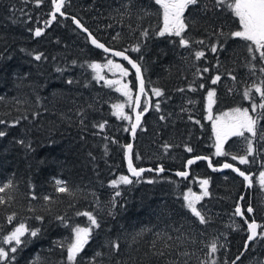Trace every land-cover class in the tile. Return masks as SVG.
Returning a JSON list of instances; mask_svg holds the SVG:
<instances>
[{"label": "trees", "instance_id": "1", "mask_svg": "<svg viewBox=\"0 0 264 264\" xmlns=\"http://www.w3.org/2000/svg\"><path fill=\"white\" fill-rule=\"evenodd\" d=\"M233 2L223 0L217 6L216 0H200L197 6H190L185 13L189 28L183 35L190 41L204 40V44L184 48L179 37L156 35L163 20L154 0H66L62 9L65 16L57 14L47 27L45 21L53 10L51 0H43L39 6L35 0H0V121L5 122L0 123V131L6 133L0 137V183L12 179L15 185L14 190L2 194L14 199L0 205V237L19 222L39 229L36 237L26 233L21 238L16 259L10 264H69L67 246L74 239L73 228L89 226L88 218L77 212H93L101 226L93 230L76 264H90L97 252L103 254L97 257V264H211L213 259L217 264H231L241 253L248 233L244 218L234 215L236 205L243 207L248 219L264 226V188L256 180L264 171V140L254 141L256 152L249 156L248 164L232 159L245 155L247 147V142L234 137L225 142L228 155L213 158V163L226 159L250 173L251 187L245 188L244 179L231 169L211 170L205 160L193 163L188 177L174 173L185 168L190 156L212 155L208 89L216 90L212 110L219 112L234 105H250L252 101L245 100L243 92L264 80L259 72L264 67L259 52L250 54L249 42L228 35L241 28L228 7ZM70 15L107 46L127 49L142 67L145 93L141 94L139 111L145 107L148 111L133 137L132 156L135 166H147L152 171L146 170L139 178L129 175L124 149L131 140L132 119L112 114L113 104H124V112L133 118V105L129 107L127 97L116 91L118 85L107 83H127L134 101L136 75L123 60L130 73L120 79L110 73L104 65L112 55L91 45ZM37 27L44 29L40 37L34 35ZM145 29L147 37L141 35ZM218 29L225 35L216 34ZM218 39L224 48L212 53L210 45ZM137 44L140 51L133 52L131 48ZM197 50H204L205 57L196 60L193 53ZM37 53L43 54L40 61L34 59ZM250 61L256 66L255 75ZM91 63L102 67L97 72L88 66ZM204 68L209 71L197 72ZM216 75L221 80L212 85L211 78ZM200 84L205 87L200 88ZM190 85L196 91H191ZM153 88L162 89L164 95L156 97ZM252 96L260 102L254 89ZM157 102L159 110L155 108ZM260 112L264 109L258 108ZM17 120L19 123L14 124ZM104 121V129L94 127ZM260 126L264 127V118ZM165 144L170 147L165 149ZM186 146L193 151L188 152ZM161 166L164 172L155 171ZM121 175L129 176L133 183L113 188L110 182ZM201 177L210 181V195L196 206L210 217L207 225L199 224L183 199L189 187L201 193L198 182H192ZM57 179L65 181L75 195L56 192ZM116 191L121 194L115 199L114 215H109ZM29 192H35L37 199L30 202ZM45 196L51 201L46 202ZM249 204L253 213L246 211ZM12 212L18 216L8 224L6 216ZM37 216L43 220L35 219ZM58 216L66 223L57 220ZM141 229L150 231L137 236ZM167 236L173 240L167 241ZM178 236L185 242L176 241ZM111 241L119 242V252H112ZM165 241L176 246L166 249ZM214 241L219 250L209 256L208 246ZM0 246L6 250L10 247ZM157 250L165 254H154ZM181 252L190 255L181 256ZM242 253L236 264H264V238L249 242Z\"/></svg>", "mask_w": 264, "mask_h": 264}, {"label": "snow or ice", "instance_id": "2", "mask_svg": "<svg viewBox=\"0 0 264 264\" xmlns=\"http://www.w3.org/2000/svg\"><path fill=\"white\" fill-rule=\"evenodd\" d=\"M43 0H35V4L39 6ZM66 0H51V3L53 5V10L50 14V19L45 21V27L50 25L52 21L56 20L57 14L60 16H65V12L62 11V9L65 6ZM156 5L160 6V9L162 10V20L163 24L162 27L159 28V30L156 32V35L159 37H165L167 36H175L179 37V45L184 48H190L193 43L203 45L204 40H198V41H190V39L185 38L183 35L186 30L189 28V24L186 23V17L185 13L186 10L189 9L190 6H197L200 3V0H154ZM221 3H223V0H216V5L219 6ZM127 7V6H126ZM229 9H231L232 13L235 17L238 18L239 24L241 26V30L234 31L229 33L228 35L233 38H240L244 41L249 42L247 46L248 52L251 54L254 51L259 52V59L264 62V0H234L233 3L228 5ZM146 15L148 13H145ZM73 22L76 24L77 27L81 28L84 32L88 33V36L91 38V43L95 45L97 48L103 49L105 53H111L113 56L116 57H122L124 60H126L132 68L135 69V75L138 81V90L139 94L145 93V81L142 75V67L141 65L135 61L132 60L128 55H126L127 49L123 51H113L111 48L106 47L103 43H100L97 41L95 37H92V34L89 32V30L80 22L79 19L76 17L71 18ZM44 32L43 28L37 27L34 30V35L36 37H40L42 33ZM219 36H224L222 29H218L217 33ZM142 36L147 37L149 35V32L147 29L143 30L141 33ZM224 48V44L218 39L216 43L210 45V51L212 53H218ZM133 52H139L140 51V45L137 44L131 48ZM194 57L196 60H200L201 58L205 57V51L204 50H197L194 51ZM43 58L42 53H37L34 56V59L36 61H40ZM143 59V57H141ZM252 59L255 60L256 57L253 55ZM217 64H219V61H217ZM90 68L97 70V72L101 69L102 65L99 63H91L88 65ZM106 67H109L110 69H115L119 71L120 75L127 76L128 75V69L125 68L122 64L115 63L113 60L109 59L107 61V64L104 65ZM255 65L251 64V61L249 62V68L252 70V74L255 75ZM59 71V69H57ZM208 68H204L202 70L198 69V73L208 72ZM259 72L261 74H264V67L259 68ZM231 77L232 80H236V77L232 75L230 72L227 73ZM100 79H103V77H100ZM221 80L220 75H216L211 78V84L215 85ZM69 84L73 83L72 80L68 81ZM109 86L112 85H118L116 87V91L121 92L123 96L127 97V103L129 107L135 104V106L138 108L140 106V97L139 95L136 96L135 101H133V97L131 95L132 89L129 87L127 83H122L120 80H109L107 81ZM200 88H204V84L199 85ZM191 91H196V88L189 86ZM252 89L255 90L256 93L260 96V102L256 103L252 96ZM183 91V89H181ZM231 92V89H229ZM153 95L156 97H161L164 95L162 89L160 88H153L152 89ZM243 97L245 100H251V110L248 107H235L230 109L227 112H223L220 115H218L215 120L213 121V132L215 134V155L216 156H226L228 155L227 152L224 151V145L225 142L229 139V137L232 136H239L244 137L247 142L246 147V154L242 156H232L233 160H239L240 164H248L249 156L254 155L256 152V148L254 145V141L257 139L264 140V127L260 126V121L262 118H264V112L257 113V109H264V80H261L259 84L253 83L252 88L245 89L243 92ZM207 100H208V116L207 119L213 120L212 117V105L216 103V90L215 88H210L207 91ZM191 103V101H190ZM124 104H113V115L117 116L120 119L123 120H131L132 118L127 115L124 112ZM155 108L157 110L160 109V103L157 102L155 104ZM135 111V108L133 109ZM148 111V107H145L143 111L136 112L135 116V123H132L130 131L133 135V137L136 135V130L138 127L141 126V118L144 115L145 112ZM252 113H256L254 116ZM161 120H164L165 117L161 116ZM189 119L191 120L192 117L189 116ZM0 123H5L4 121H0ZM15 123H19V120L14 121ZM81 123H83L81 121ZM196 123H199V121H196ZM107 124V121H104L102 123L94 125V127H97L99 129H104L105 125ZM126 131H129V129H125ZM245 133L250 134L249 136H245ZM6 133L4 131H0V137H4ZM106 139H108L106 137ZM114 143L116 141H113ZM19 143L24 144V141H19ZM30 148L31 146L28 145ZM132 144L124 145L125 149V155L127 158V164H128V171L132 174V176L139 178L143 172L146 171V169L139 168L133 166V156H132ZM170 147V145L165 144L164 148L167 149ZM187 147V146H186ZM188 152H192L193 149L191 147H187ZM91 155V153H89ZM207 160L208 157H201L196 156L194 159H189L187 161L188 165H192L197 160ZM264 166V165H262ZM209 167H212L211 161H209ZM222 168L224 169H233L235 172L239 173L241 177L244 178L245 181L248 182V185H252V178L249 175H246L244 171H241L239 168L234 167L232 163H224L222 165ZM163 166L157 168L155 171L157 172H164ZM214 171L218 169H213ZM147 171H152V169H147ZM177 176L180 177H187L188 173L186 171H180L176 173ZM133 183L132 179L129 178V176L121 175L118 179H113L110 184L113 188H117L121 184H131ZM148 183H152L151 180L148 181ZM209 183L210 181L208 179H204L200 181L201 186V193L196 194L191 191V189L188 190L187 193L184 194V201H185V207L190 210L192 215L198 219L199 224L201 225H207L209 223L210 217H206L200 210L197 208V204L202 201L205 197H208L210 195L209 192ZM56 184V192L58 193H69L70 195H75L74 192L67 186V183L63 180L57 179L55 181ZM259 184L262 188H264V171H261L259 173ZM15 185L13 183L12 179H8L6 182L0 183V205H5L9 202H11L14 197L12 195H8L7 198L5 195H2L3 193H6L10 190H14ZM120 192L116 191L112 201H111V208L108 210L109 215H114V209H115V199L116 197L120 196ZM29 201L36 200L37 196L35 192H29ZM43 199L46 202L51 201V197L45 196ZM243 199V197H241ZM99 207V205H98ZM31 210V209H30ZM246 211L248 213H253L254 209L249 204ZM76 215L80 216H86L89 221V226L87 227H80L79 225L75 226L73 228V232L75 234L73 241L68 244L67 246V261L69 264H76L77 257L79 254L83 251L85 245L88 243L89 238L93 232L94 229L100 228L101 224L100 221L97 218V215H94L93 212L85 211V212H77ZM234 215L244 217V211L242 210L241 206L239 204L235 207ZM18 216L17 212H12L10 215L6 216V220L8 224H12L13 221ZM37 220H43L42 216L35 217ZM57 220L61 221L62 223H66L64 217H57ZM247 224V230H248V236L247 241L244 244L245 250L248 248V242H252L257 238H264V231L258 232V228H264V226L257 224V222L253 219L251 222H248L245 220ZM144 231H150V229H141L140 232H138L136 235H141ZM39 232V229H30L25 222H19L16 224L12 231H10L7 235H4L0 237V245H9L10 247L6 250L4 246H0V264H10L11 261H14L16 259L15 253L18 250V246L22 244V237L25 236L26 233H28L31 237H36ZM159 236V234H157ZM183 235V233L181 234ZM176 241L179 243H184V240H181V238L178 236L175 238ZM173 240L172 236H167V241ZM165 241L164 247L166 249L173 248L174 244H169ZM189 242L195 243L194 240H190ZM109 247L112 250L113 253L119 252L120 244L118 241H111L109 242ZM152 247L155 249L156 244L153 243ZM210 252L209 256L212 254H215L219 249L217 246V243L214 241L209 246ZM220 247H223L221 245ZM154 254L163 256L165 253L162 250H157ZM243 254V253H242ZM241 254V255H242ZM103 254L100 252H97L95 256L91 258L90 264H97V257L102 256ZM181 256H189L190 254L188 252H181L179 253ZM240 256L236 257V260H239ZM236 260L232 261V264H236ZM119 264V262H118ZM184 264H187V261H184ZM201 264H207L206 261H202ZM211 264H217V261L215 259L211 260Z\"/></svg>", "mask_w": 264, "mask_h": 264}, {"label": "water", "instance_id": "3", "mask_svg": "<svg viewBox=\"0 0 264 264\" xmlns=\"http://www.w3.org/2000/svg\"><path fill=\"white\" fill-rule=\"evenodd\" d=\"M70 17H74V16H71L70 15ZM74 23V22H73ZM75 24V23H74ZM76 25V24H75ZM79 28V27H78ZM81 31H83L81 28H79ZM88 29V28H87ZM84 32V31H83ZM90 32V31H89ZM86 33V32H85ZM91 33V32H90ZM87 34V38H88V41H89V43L91 44V45H93L92 43H91V38L88 36V33H86ZM92 34V33H91ZM92 37H95L93 34H92ZM96 38V37H95ZM97 39V38H96ZM97 41L98 42H100V43H103L102 41H100L99 39H97ZM106 47H108V48H111L113 51H123V50H120V49H116V48H112V47H109V46H107L105 43H103ZM94 47H96L95 45H93ZM97 48V47H96ZM98 49H100V48H98ZM100 50H102V51H104L103 49H100ZM107 54H111V53H107ZM112 55V54H111ZM126 55H128L132 60H135L128 52H126ZM113 56V55H112ZM115 58H117V59H120V60H123V61H125L128 65H129V68L135 73V69L134 68H132V66L126 61V60H124L122 57H116V56H114ZM135 61H137V60H135ZM143 75V74H142ZM144 78V77H143ZM137 95H139V97H140V100H141V94H139V90H138V84H137V92H136V94H135V97H134V101H135V98H136V96ZM135 108V111L133 110L132 111V114H133V118H132V123H135V116H136V112H139V107L137 108L136 106H135V104L133 103V109ZM132 123H131V125H132ZM131 128V127H130ZM139 128V127H138ZM137 128V129H138ZM137 131V130H136ZM130 136H131V140H130V142L128 143V144H132V141H133V135H132V133H131V131H130ZM126 156V155H125ZM196 156H201V157H208V159L207 160H205L206 161V163H207V165H208V167H209V161H211V165H212V167H209L211 170H213L214 168L215 169H218V170H216V171H218V172H223V171H225V170H227V169H224V168H222V165L224 164V163H232L231 161H228V160H222L220 163H218V164H215V163H213L212 162V156L211 155H207V154H198V155H193V156H190L188 159H186V161H185V168L184 169H181V170H175L174 171V173L176 174L177 172H180V171H186L187 173H188V176H189V174H190V166L191 165H188V163H187V161L189 160V159H194V157H196ZM202 160H204V159H202ZM126 161H127V158H126ZM197 161H199V160H197ZM196 161V162H197ZM233 165H234V167H236V168H239L241 171H244L245 173H246V175H249L250 176V173H248V172H246L245 170H243L239 165H237L236 163H232ZM133 166L134 167H136L137 169H139V168H143V169H149L147 166H141V167H137V166H135V164L133 163ZM233 172H235L233 169H231ZM128 173H129V175L130 176H132V174L128 171ZM237 175H239V173H237V172H235ZM240 176V175H239ZM132 177H134V176H132ZM180 177V176H179ZM241 177V176H240ZM251 177V176H250ZM243 178V177H242ZM244 179V178H243ZM244 186H245V188H247V187H251V186H249L248 185V182L247 181H245L244 180ZM242 197V196H241ZM241 206V205H240ZM248 207V206H247ZM241 208H242V210H243V207L241 206ZM244 217H245V213H244ZM245 220H247L248 222H251V220H253V219H251V220H248L246 217L244 218V221ZM256 222H257V224H259L258 223V221L256 220V219H254ZM247 225V224H246ZM258 232H259V228H258V230H257ZM248 234L249 233H247V236H248ZM247 241V237H246V239H245V242ZM245 242H244V244H245ZM249 243V242H248ZM245 250V248L243 247V249H242V251H241V253L243 252ZM241 253L238 255V256H240L241 255ZM234 260H236V258L234 259ZM232 264V263H231Z\"/></svg>", "mask_w": 264, "mask_h": 264}, {"label": "rangeland", "instance_id": "4", "mask_svg": "<svg viewBox=\"0 0 264 264\" xmlns=\"http://www.w3.org/2000/svg\"><path fill=\"white\" fill-rule=\"evenodd\" d=\"M240 30H241V28H240ZM109 59H111V60H113L115 63H119V64H122L125 68H127L128 69V74L130 73V69L121 61V60H118L117 58H114L113 56H111V57H108L107 58V60H106V62H105V65L107 64V61L109 60ZM110 71V73H112V74H114L118 79H120V78H122V76L120 75V73H119V71H117V70H115V69H110L109 70ZM123 77H125V76H123ZM143 102L145 103L146 102V99H145V97H143ZM207 105H208V100H207ZM213 106V105H212ZM235 107H241V108H244V107H248L250 110H251V104L249 105V104H244V105H242V106H240V105H234V106H231V107H226V108H224L223 110H221V111H219V112H214L213 110H212V117H213V120H210L211 121V123H212V125H213V121L215 120V118L218 116V115H220L221 113H223V112H227V111H229L230 109H232V108H235ZM208 106H207V116H208ZM245 136L247 137V136H249V134L248 133H245ZM213 137H214V142H213V152H212V154H213V156L215 157V158H217V157H221V158H223L222 156H216L215 155V151H216V149H215V142H216V140H215V134H214V132H213ZM232 137H234V138H236L237 140H240V141H242V143L243 142H246V140H245V138L244 137H239V136H232ZM239 161V160H238ZM120 177V176H119ZM118 177V178H119ZM118 178H116V179H118ZM203 180V178L201 177V178H199V179H195V180H192V182L193 181H197L198 182V187L200 188V192L202 191V189H201V186H200V181H202ZM256 180L258 181V183H259V176L256 178ZM189 189H191V191L194 193V189L192 188V187H189ZM188 189V190H189ZM188 190L186 191V193L188 192Z\"/></svg>", "mask_w": 264, "mask_h": 264}, {"label": "flooded vegetation", "instance_id": "5", "mask_svg": "<svg viewBox=\"0 0 264 264\" xmlns=\"http://www.w3.org/2000/svg\"><path fill=\"white\" fill-rule=\"evenodd\" d=\"M239 30H240V29H239ZM221 160H222V159H219V161H218V162H220ZM218 162H217V163H218Z\"/></svg>", "mask_w": 264, "mask_h": 264}, {"label": "bare ground", "instance_id": "6", "mask_svg": "<svg viewBox=\"0 0 264 264\" xmlns=\"http://www.w3.org/2000/svg\"><path fill=\"white\" fill-rule=\"evenodd\" d=\"M190 175V174H189Z\"/></svg>", "mask_w": 264, "mask_h": 264}]
</instances>
